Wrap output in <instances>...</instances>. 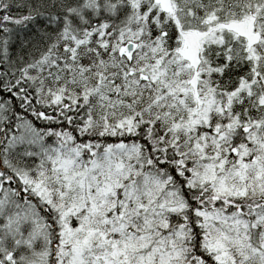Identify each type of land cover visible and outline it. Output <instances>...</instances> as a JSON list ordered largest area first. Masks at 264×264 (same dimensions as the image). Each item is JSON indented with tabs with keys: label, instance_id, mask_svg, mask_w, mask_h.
<instances>
[{
	"label": "snow or ice",
	"instance_id": "1",
	"mask_svg": "<svg viewBox=\"0 0 264 264\" xmlns=\"http://www.w3.org/2000/svg\"><path fill=\"white\" fill-rule=\"evenodd\" d=\"M0 264H264V0H0Z\"/></svg>",
	"mask_w": 264,
	"mask_h": 264
}]
</instances>
